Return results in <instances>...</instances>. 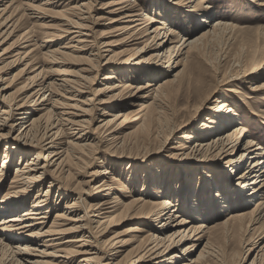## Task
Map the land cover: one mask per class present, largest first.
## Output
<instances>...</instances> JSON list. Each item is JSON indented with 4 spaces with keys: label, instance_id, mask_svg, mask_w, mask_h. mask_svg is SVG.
<instances>
[{
    "label": "bare ground",
    "instance_id": "6f19581e",
    "mask_svg": "<svg viewBox=\"0 0 264 264\" xmlns=\"http://www.w3.org/2000/svg\"><path fill=\"white\" fill-rule=\"evenodd\" d=\"M73 1L76 0H0V47L15 34V27L22 18L30 19L32 28L35 23L46 27L40 31L42 40H38L40 34L33 31L31 37L34 38H26L23 42L27 43L20 44L21 48L13 54V65L23 64L21 71L28 75L24 79L27 80L25 86L16 96L15 90L11 91L9 77L0 74V144L5 147L0 163V264L44 263L33 260L35 251L39 252V257L68 258L57 264L70 263L71 256L77 253L85 254L78 264H208L209 260L218 258L215 242L226 235L246 232L253 224L257 226L249 229L253 232L240 242L234 264L244 262L247 245L252 248H247L246 252L257 248L249 264H264V165L257 168L264 163V143L249 135L240 121L246 108L237 107L239 100L248 106L246 99L253 95L244 94L236 87V82L243 79L244 82L255 81L249 87L251 91L264 90V55L247 65L248 54L242 52L232 57L229 62L233 64L223 69V59L232 58L222 53V60L215 61L205 48L217 40L230 39L237 30L249 28L257 30L256 37L248 39L250 49L260 50L264 46L263 27L237 26L220 17L210 21L213 11L206 0H144L143 3H140L142 0H108L105 4L110 7L107 25L113 29V39L93 44L91 30L86 25L93 17L89 13L93 0H77L72 5ZM251 1L259 8L264 6V2ZM49 17L56 20L53 28L46 23ZM192 19L195 27L190 25L181 31L179 22L185 25ZM30 30L25 33L32 32ZM190 31L198 32L194 37H186ZM112 46L121 47L117 63L106 64L112 61V56H108L104 64L98 62L102 53H109ZM86 50L93 56H88V60H97L96 66L108 68L102 76L103 87L96 89L94 95L96 102H108L101 115L109 117L105 116L94 128L85 119L86 111L78 114L59 110L65 107L61 103L66 99L60 92L71 98L81 96L85 92L83 88L88 86L87 80L91 79L70 74L60 66L69 63V54ZM7 51L8 48L3 47L0 56ZM88 68L82 67L79 71L86 72ZM101 93H108L105 99L97 97ZM21 94L23 96L18 98ZM87 100L94 102L92 97ZM76 102L71 107L80 110ZM66 114L70 117H64ZM199 114L206 116L193 127L194 118ZM137 120L150 127L144 137L146 143L165 142L166 137L182 130L179 145L173 147L176 151H168L159 163L162 168L157 171L162 172L159 173L162 177L149 173L137 192L136 185L140 183L137 171L129 167V183H124L119 174H115V166L123 163L107 158L98 160L104 164L90 172V175L101 176L94 185L97 194L93 196L97 200L94 204L82 198L85 191L81 188L62 183L57 173L61 166H67V158H75L76 150L91 158L102 151L98 148L86 151V141H94L97 134L107 132L110 135L107 146L123 145L127 140L124 129ZM16 126L18 130L11 135ZM28 149L37 151L31 160H24ZM12 156H17L18 160L7 179V163ZM174 160L178 166L175 170ZM240 168L241 172L234 177ZM46 180L49 184L43 192L41 185ZM194 183L203 188L200 194L208 196L195 199ZM114 184H121L117 190L121 191L119 196L123 202L120 197H108ZM53 185L58 194L52 201L49 194ZM35 188L30 202L28 197ZM72 190L76 194L70 198L68 191ZM136 192L139 195L135 196ZM60 198H68L64 208L69 212L56 211L47 226L49 211L60 209ZM252 202L250 209L244 207ZM235 207L243 208L234 212ZM130 210L135 222L119 232L129 235V241L113 238L98 245L99 238L91 223L105 224L106 231L130 215ZM227 212L223 220L209 221L212 215ZM94 217L101 219L94 220ZM55 220H66L74 226L63 228L66 224ZM79 221L83 223L76 224ZM67 231L82 235L61 240L58 236ZM85 233L94 241L85 238ZM76 242H81L79 247L91 242L96 249L73 252L69 246ZM34 244L39 247L41 244L43 249ZM128 244L131 247L122 252ZM49 247L52 251H48ZM108 255L112 258L103 263Z\"/></svg>",
    "mask_w": 264,
    "mask_h": 264
},
{
    "label": "rangeland",
    "instance_id": "374dc122",
    "mask_svg": "<svg viewBox=\"0 0 264 264\" xmlns=\"http://www.w3.org/2000/svg\"><path fill=\"white\" fill-rule=\"evenodd\" d=\"M107 1L108 0H93L92 8H90L89 10V13H91L93 17L89 18L90 22H86V25H87V28L91 30L90 33H92V36H93L92 38L94 41L93 44H97V43L100 44L103 41H109L113 39V37H111L112 35L111 33H113L112 32L113 29L109 28L107 25V22L109 20L108 17L110 16L109 13H107L110 7H106L105 5ZM143 1L144 0H142V2L140 3H143ZM76 2L77 0L73 1L71 4L75 5ZM259 2H264V0H257V3ZM206 3L211 5L212 11H213V17L212 19H210V21L214 20L217 17H220L222 20H225L226 22H232L236 24L237 26H244V27L247 26V27H252V28L257 27V26H262L263 28L261 30H264V6H260L261 8H259V6H257V4L253 3L251 0H206ZM219 4L220 6H218ZM61 7L62 6L55 7V9H60ZM73 15L74 14H67L66 16L74 17ZM25 18H22L21 22L18 23V25L15 27L16 28V31H14L15 34L13 36L11 35V37H9L10 39H7V42L3 46L0 47V52L3 47L8 48V51H7L8 53L2 55V57L0 56L1 58L0 59V74L6 75L7 77H9V80L12 83L11 91L15 90V96L20 92L23 86H25V81L27 82V80L24 81V79L28 75H26L24 71H21L23 64L13 65V61H15L13 59L14 58L13 54L19 48H21V46H19L20 44L25 45L27 43V42H23L26 38L27 39L34 38L33 36L31 37V34L33 33V31L34 33H36V35L40 34L38 36L39 37L38 40H40V38L42 40L43 39L41 36L42 33H40V31L42 32L46 28L44 27V25L40 26L39 23H35V25L32 28L31 20L28 18H26L25 20ZM46 21H47L46 23L50 24L51 26L50 28H53L52 26H54V24L56 23V20L52 19L51 17L47 18ZM189 21L191 22V24H188ZM189 21L185 25L182 24V22H179L178 26L180 27L181 31H183L182 30L183 28H187L190 25L195 27L196 25L195 21L194 23H193V19ZM28 29H31L30 31H32V32H29L30 35L29 33L27 34L25 33V30L27 31ZM174 29L178 30L179 28H174ZM256 31L257 30L255 29H249V28L237 30L235 31L234 35L228 40L226 39L217 40L214 43L207 44L205 47L206 51L215 61L222 60V53H224L225 55L228 54L227 56L232 58V57L239 56L242 52H246L248 54L246 58V64L251 65L257 62L264 55V46H262L260 50L255 49L254 51L250 49L248 39L255 38ZM86 32H89V31L86 30ZM197 32L198 31H190V33H188L187 35L183 32H180V33L182 35L185 34L186 37H194L195 35H197ZM62 40L63 39H60V41ZM57 42H59V40ZM57 44L59 43H56V45ZM63 50L68 51V49H63ZM120 50H121V47L112 46V50L109 53L108 52L102 53L103 56L98 58V62H100L101 64H104V61L106 60V58L108 56H112V59H111L112 61L106 64L115 65V63H117V61L121 58V57H118L120 54ZM94 51H92V53ZM69 55H70L69 56L70 58H68L69 63L66 64L65 67L64 66H60V67L65 68L70 74H73V75L80 74V75L90 77L91 79L87 80L88 86L86 85V88H83L85 89L84 90L85 92H83L81 96H76V98H71L69 97V94L60 92L66 99H64V103H61L65 105V107L59 108V110L64 109V111L75 112L78 114L82 112L81 110L86 111L87 113L86 115H84L85 119H87L90 126L94 128L95 126L98 125L100 120L105 118V116L106 118L109 117L107 115H101L102 110H104L103 108L106 107L105 104H107L108 102H102V103L96 102L97 99H96V96L94 95L96 89L103 87V85H101V82H104V80H102V76L103 74L107 72L108 68L104 67L105 65H101L99 67L96 66L97 60L96 61L88 60L89 59L88 50L81 51L80 53H72ZM89 57L92 58L93 56L90 55ZM229 60H233V58L229 59L227 57L226 59H223L222 61V63H224L223 69L227 67L226 66L227 64L229 65L233 64L229 62ZM47 62L48 61H46V64ZM48 65H50V63ZM36 66H39V64H37ZM82 67H86V68L89 67L88 71L86 72L79 71V68H82ZM54 68H56V66H54ZM54 77L56 76L54 75ZM159 79H157L156 81H158ZM254 82L255 81L244 82L243 79L236 82L237 84L236 87L241 92H243L244 94L253 95V98L251 99L243 98V99H246L248 106H246L241 100H239L237 107L239 106L238 107L239 109H241V107L246 108V112H244V114L241 115L242 117H240V121L246 127L247 133L249 135L250 134L253 135V138H255L256 141L264 143V90L251 91L249 87L251 88ZM219 93L220 91L217 93V95H219ZM105 94H108V93H104V94L101 93L102 96L97 95V97L98 98L102 97L103 99H105L106 97L104 96ZM22 96L23 94H21L18 98ZM216 96H214V99L216 98ZM90 97H92L94 102L92 101L90 103L87 100V98H90ZM75 101H78L76 102L77 105L75 106L79 108L80 110H77L71 107V105L75 103ZM213 101H212V105L215 106L216 102L215 101L213 102ZM205 116L204 114L197 115L194 118L193 127H195L197 123H199V121H201ZM64 117H70V116L66 114L64 115ZM17 128H19V126H16L15 129L10 134L13 135L14 133H16V131L18 130ZM149 128H150L149 125L144 124L141 120H137L135 122L130 123L129 126H127L124 129V134L127 136L126 142H124L123 145H120L119 143L115 147L107 146V143L110 141L108 140L110 135H108L107 132L97 134L96 139L94 141H91V139L86 141L88 142V145H86V151H94L97 148L98 150H102V151L96 153L94 157L91 158V157L83 156L78 150H76L73 153L75 155V158L73 157L67 158L68 159L67 166H64V165L61 166V168L59 169L57 173L61 177L62 183L70 185L71 187H74V185H76L77 189L81 188V190L85 191V193H82V198H85L86 202L91 203V204L96 203L97 200H95L94 198L97 194L94 193V190H95L94 185L100 180L101 176L95 175V174L90 175V172L95 169H98L97 167H99V165L104 164L103 162L99 163L98 160H104V158H107L108 160L111 159L112 161L123 163L122 166L121 165L115 166L117 170L115 171V174H119V177L124 181V183H129L128 181L129 176H130V170L128 169L129 167L132 168L134 171H137L136 178H138V181H140V183L139 185H136V184L135 185L137 188V192H139V190L142 187L141 184L144 183V180L148 176L149 173H150V176L152 174V175H156L157 177H162V175H159V173L162 174V172L157 171L158 168H162V166L159 165V163L162 160V156L167 155L168 151L170 152L176 151V150H173V147L174 146L176 147L179 145V140H180L179 136L182 133L181 132L182 130L176 131L169 137H166L167 140L165 142H161L160 140L158 142L146 143L147 140L144 137L147 135ZM55 129L56 128H53L52 131H55ZM66 132H69V130H67ZM247 133L246 135H248ZM66 137L67 136H65L64 138L65 140L67 139ZM65 145L66 144H64V146ZM4 148H5L4 144H0V163H1L2 157H4L3 156V153L5 151ZM27 151H29V153H27L26 158L24 160H31L32 158L31 156H33V153L37 151V149H32V150L28 149ZM175 157L176 156H174V158ZM177 157H180V155H178ZM134 158L136 159L134 160ZM17 160H18L17 156L16 157L12 156V160H10V162L7 163V169H6L7 179H9V177L11 176V171H13L14 165L16 164ZM164 161L165 159H163V162ZM175 161L176 160L172 162L174 170L175 168L178 167L175 164ZM147 164H153V165L147 166ZM244 164H246L245 161H244ZM111 165L112 164L107 165L109 166V169L112 168L110 167ZM262 165H264V163L260 164L257 168H260ZM241 170H242L241 168H240V171L237 170L236 174L234 173V177H236L237 173L241 172ZM178 177L179 175L176 174L175 178L177 180H178ZM198 177H202V176L198 174ZM7 179H6L4 187L7 186L6 185ZM195 179L197 181V175ZM48 181L49 180H46L42 183L41 191L44 192L46 188H48V184H49ZM200 186L201 185L198 186L197 183L196 184L194 183V186H192L195 199H202L201 197L204 196L203 198H205L208 196V195L205 196L203 193L200 194V192L203 191V188ZM118 187H122L121 184H114L113 190H111V194L108 197L115 196V197L121 198V196L119 195H122V193L121 191L117 190ZM209 188L210 187L207 185L206 190L210 193L211 190L209 191ZM36 189L37 188H35L34 192H32L29 195L30 197H28V201L32 202L31 200H33V195L35 194ZM60 191H63L64 195L67 194V191L65 190L60 189ZM137 192L135 196L139 195V193ZM57 194H58L57 188L53 185L50 189L49 199L52 201L55 200L57 198ZM75 194L76 192L73 190L68 191V196L70 195V198H71V195H75ZM248 196H251V195H248ZM68 198H63V199L60 198L61 200L60 209L59 207L58 208L56 207L52 209L51 211H49L48 219L46 220L47 226L53 221L56 211L62 212V210L64 211L66 210L64 208V204L66 203ZM120 201L123 202L124 201L123 198H121ZM253 202L244 207L247 209H250L253 206ZM108 205H112V203H109ZM241 208L243 207H235V208H232V210H234L235 212L237 210H240ZM66 211L67 213L69 212V210H66ZM119 211L120 210L116 211L114 214L118 213ZM82 212L83 211L81 210V213L79 214L82 215ZM129 212H131L130 215L124 217V219H122L119 223H115L113 226L109 228V230H106V231L104 228L105 224H100L99 226H97V223H95V221L91 223L93 227L92 230L95 233L96 238H99L100 243H98V245H103V243L105 242L112 241L113 238L114 239L117 238V240L122 239L125 242L129 241L128 240L130 237L129 235L119 234V232H121L126 226L135 222L134 221L135 219H132V218H135V216H132L133 210H130ZM102 215L103 214H100V216ZM227 216H228V212L222 213V215L220 214L219 216L212 215L209 221H212V222L215 220L220 221L226 218ZM99 219L101 218L94 217V220H99ZM55 221H57V223L64 222V224L66 225L63 228H68V227L73 228L72 226H74L72 223H69V221H66V220H55ZM78 223H83V222L82 221L76 222V224ZM255 226H257V224H253L249 226V229ZM249 229H247L246 232H243L238 235L231 234V237L226 235V237H223L219 241L215 242L214 246H215V250L218 252V258L217 260L216 259L209 260L208 264H234L235 259L237 260L235 253L239 248L240 242L243 241L245 238H247L253 232V231H250ZM80 235H82V233L80 232L67 231L65 234H61L58 237H60L61 240H63L68 236L69 237L72 236V238H76V236L80 237ZM84 235H85V238H88V240L94 241L90 237H86L88 233H85ZM262 243H264V241H262ZM79 244H81V242H76L74 243V246H69V248L73 252L79 251L80 249L89 250L90 248H92L90 251H95L96 249L95 246L94 247L92 246L91 242L81 245L82 247H79L78 246ZM12 245H14V243H12ZM34 245H36L35 247H37L38 249H43L42 248L43 246H41V244H40V247H39V244H34ZM116 246H119V244ZM130 247L131 245L129 244L126 245L125 249L123 248L122 252L125 253ZM102 248L103 247H100V249ZM247 248H252V247L251 245H247V247L245 248L246 250L244 251V254H243V256H245V260L244 262L241 261L240 264H249L251 259L256 255L257 248L250 249L248 252H246ZM48 251H52V248L49 247ZM84 255L85 254H82V253L73 254L71 256L72 260L70 261V263H66V264H78L79 259L83 257ZM86 255H90V254H86ZM32 257H34L33 260L39 259L41 261H45L44 263H40V264H57V262H61L59 260H62V259L63 261H68V258H62V257H58L57 259H54L55 257H39L38 251H35V256L32 255ZM120 257L121 256H119L118 259H120ZM109 258H112V257L108 255L106 259L104 258V260H102V262L103 263L107 262L108 260H110Z\"/></svg>",
    "mask_w": 264,
    "mask_h": 264
}]
</instances>
